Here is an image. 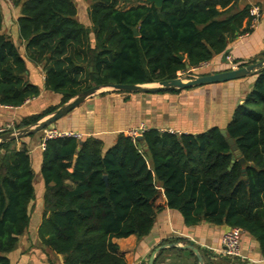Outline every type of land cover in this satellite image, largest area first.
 Instances as JSON below:
<instances>
[{
	"label": "trees",
	"instance_id": "1",
	"mask_svg": "<svg viewBox=\"0 0 264 264\" xmlns=\"http://www.w3.org/2000/svg\"><path fill=\"white\" fill-rule=\"evenodd\" d=\"M8 1L19 9L16 22L26 59L42 67L46 91L61 96L58 106L22 119L15 130L36 124L93 86L157 84L178 78L179 72L209 74L191 70L224 54L235 35L251 32L250 7L240 8V0H168L159 9L143 0L125 8L119 0H85L89 27L78 21L72 0ZM2 26L0 8V106L21 107L39 89L25 79V59ZM225 130L227 138L218 128L197 135L151 129L141 142L119 134L107 150L95 137L47 140L36 232L41 250L61 264H127L113 240L141 241L168 209L185 227L206 222L248 233L264 260V71ZM227 139L244 166L237 159L231 165ZM15 143H0V264H10L9 255L33 220L31 157L25 145L17 150ZM166 242L188 244L175 239L160 246ZM171 252L184 251L162 250L154 264Z\"/></svg>",
	"mask_w": 264,
	"mask_h": 264
},
{
	"label": "crops",
	"instance_id": "2",
	"mask_svg": "<svg viewBox=\"0 0 264 264\" xmlns=\"http://www.w3.org/2000/svg\"><path fill=\"white\" fill-rule=\"evenodd\" d=\"M244 6L260 9L258 23L248 35H235L229 40L225 59L222 54L205 63L206 66L202 69L208 70L209 74L236 68L234 61L241 63L255 61L253 63L255 64L262 60L261 57L264 55V0H240L239 7ZM0 8L3 16L2 33L12 39L19 54L25 59V79L30 85L39 89V95L27 100L21 107L0 106V127H14L26 117L39 114L49 107L58 106L61 96L46 91L45 74L42 67L26 59L25 46L19 41L16 22L19 9L14 8L8 0H0ZM77 18L81 24L89 27L87 17L83 20L77 12ZM245 26L246 23H243L241 30ZM227 57L231 59V62L226 60ZM256 78L257 75H253L227 83L207 85L176 93L128 94L105 91L85 100L52 127L59 132L80 134L81 140L90 137L99 138L104 150L114 145L119 134L126 136L128 131L141 127L146 131L154 129L161 133L177 135H197L213 128L222 130L226 129L231 121L236 107L251 92ZM41 137L42 134L37 133L17 140L15 144L17 150L25 145L31 157L35 199L37 195L34 203L38 212L33 214L37 215V219L35 218L32 223L35 228H32L31 224L28 234L19 239L16 250L9 255L10 264H61V259L50 253L45 254L41 247L30 249L31 246L28 243L26 249H22L29 234L34 235L33 238L29 237L30 241L38 240L36 232L41 222L45 192L40 172L43 152L40 150ZM67 184L74 186L72 182H67ZM158 202L163 203V199L159 198ZM228 230L226 226H213L206 222L195 227H185L177 212L165 209L156 217L153 231L148 237L138 241L136 237L130 236L125 239H115L113 242L118 245L120 255L124 256L127 262L131 257L129 252L132 250L138 260L142 261L148 252L154 251L161 242L179 239L192 243L199 250L205 264H264L258 243L243 231L240 234L241 257H224L220 253V240ZM166 243L171 244V242ZM182 251L184 252L165 254L159 264H193L189 251Z\"/></svg>",
	"mask_w": 264,
	"mask_h": 264
},
{
	"label": "water",
	"instance_id": "3",
	"mask_svg": "<svg viewBox=\"0 0 264 264\" xmlns=\"http://www.w3.org/2000/svg\"><path fill=\"white\" fill-rule=\"evenodd\" d=\"M149 4H153L156 9L161 8L162 4L168 0H143ZM133 34L135 37H138L137 29H133ZM226 51L223 54L225 59ZM179 59L182 61L183 57L179 56ZM188 68V66H186ZM264 71V59L260 62L247 65L245 67H236L234 69H228L222 72H215L206 75L194 76L193 78L183 81L179 78H176L171 81H164L153 85H123V84H111L104 86H93L89 89H86L80 93H78L75 97L70 99L68 102L59 106L52 114L47 116L45 119L37 122L36 124L28 127H23L17 130H11L6 133L0 134V143L17 141L23 138H26L31 135H35L37 133H41L46 128L54 125L64 116L73 111L76 107H78L85 100L101 94L105 91H118L122 93L128 94H155L161 92H170V91H183L188 89H193L197 87L213 85V84H221L227 83L235 80H239L245 77L259 75ZM220 134L222 137L227 138L226 130H220ZM138 142L142 141V136L137 138ZM227 143L230 146V151L233 153V158L231 161V165L234 163V160L237 159L241 165H245V160L241 157L237 146L234 144L232 139H227ZM143 144V143H142ZM106 181V177H103ZM182 249L187 250L194 255L196 258L197 264H205L203 257L201 256L199 250L194 247L192 243L188 244H165L161 245L152 251L147 261V264H154V260L157 254L165 249ZM246 264H255V263H246Z\"/></svg>",
	"mask_w": 264,
	"mask_h": 264
},
{
	"label": "built area",
	"instance_id": "4",
	"mask_svg": "<svg viewBox=\"0 0 264 264\" xmlns=\"http://www.w3.org/2000/svg\"><path fill=\"white\" fill-rule=\"evenodd\" d=\"M249 17H250V23H249V29L252 31L256 24L258 23L259 17H260V9L258 7H252L249 10ZM249 33H246L244 35H248ZM228 62H231V59L229 57L226 58ZM206 64H203L199 66L196 69H193L191 71H197L201 70ZM194 77V76H193ZM9 126H4V128L0 127V134L8 132L10 129ZM146 132V129L143 127L135 130L128 131L126 134V137H129L133 142L137 141V138L142 136V134ZM41 142H40V150L44 151L45 149V142L49 139L54 138H61V137H73L76 140H81V135L76 133H65V132H59L56 129H54L52 126L46 128L41 132ZM242 230L233 228L229 229L224 235L221 237L220 240V253L224 257L228 258H238L241 257L240 253V234Z\"/></svg>",
	"mask_w": 264,
	"mask_h": 264
},
{
	"label": "rangeland",
	"instance_id": "5",
	"mask_svg": "<svg viewBox=\"0 0 264 264\" xmlns=\"http://www.w3.org/2000/svg\"><path fill=\"white\" fill-rule=\"evenodd\" d=\"M74 3H75V5H76V8H77V12H78V15H79V17L81 18V19H86V17H87V11H88V8H89V2H87V1H85V0H72ZM135 3V1L134 0H132V1H130V2H128L127 0H119V4H120V6H121V8H125V7H129L130 5H133ZM192 74V75H191ZM191 74H190V72H179V73H177V76H178V78L179 79H181V80H183V81H186V80H189V79H191V78H193V73L191 72ZM113 90H111V92H112ZM114 92V91H113ZM2 128H4V127H2ZM10 130H15L14 129V127H10L9 128ZM16 144V143H15ZM14 148H16L15 147V145L13 146ZM35 200H37V195H36V199ZM34 208L32 209V218H33V220L36 218L37 219V215L35 216V215H33V214H37V212H38V210L37 209H35V203H34ZM34 216V217H33ZM33 220H32V223H33ZM32 228H35L34 227V225L32 224ZM34 230V229H33ZM30 236V238H33V234H29ZM29 237H27L26 238V242H25V245L22 247V249L24 250V249H26V246L28 245V243L30 244V249L31 248H35V247H39L40 248V242L38 241V240H35V242L32 240V241H30V239H29ZM151 252H152V250H150ZM148 252V254H147V256H145L143 259H142V261H141V259L140 260H138V257L135 255V253H133V250H132V252H129L130 254H131V257H130V259H129V261L127 262L126 260V263L127 264H141V263H147V261H148V259H149V256H150V254H151V252ZM133 254V255H132ZM124 257V256H123ZM139 261H141V263H139Z\"/></svg>",
	"mask_w": 264,
	"mask_h": 264
}]
</instances>
